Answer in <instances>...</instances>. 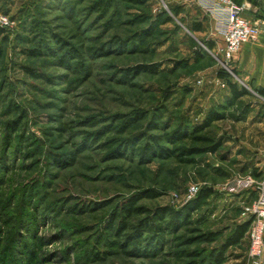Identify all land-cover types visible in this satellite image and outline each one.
Instances as JSON below:
<instances>
[{
    "label": "rangeland",
    "instance_id": "obj_1",
    "mask_svg": "<svg viewBox=\"0 0 264 264\" xmlns=\"http://www.w3.org/2000/svg\"><path fill=\"white\" fill-rule=\"evenodd\" d=\"M98 1L0 0L9 22L0 28V264H205L246 222L253 194L233 189L236 181L264 175V100L205 50L209 25L194 0H111L103 10ZM165 17L172 21L158 25ZM196 22L200 32L192 31ZM149 26L151 43L142 52L111 46L130 45ZM103 44L104 53L94 54ZM137 65L151 70L126 78ZM229 78L250 92L231 105ZM216 106L225 119L208 131L221 145L190 164L144 163L129 149L118 157L105 148L113 127L136 112L163 108L167 125L151 134L169 146L162 138L170 127L198 124ZM14 122L15 131L7 129ZM58 158L71 165L60 167ZM191 185L198 191L188 197ZM205 189L210 197L198 201ZM145 190L156 197L137 202L142 213L126 219L125 234L157 208L179 213L180 223L173 229L162 222V240L150 247L157 254L129 257L106 226L127 198ZM194 251L199 257L189 256ZM222 264H248L246 235Z\"/></svg>",
    "mask_w": 264,
    "mask_h": 264
},
{
    "label": "trees",
    "instance_id": "obj_2",
    "mask_svg": "<svg viewBox=\"0 0 264 264\" xmlns=\"http://www.w3.org/2000/svg\"><path fill=\"white\" fill-rule=\"evenodd\" d=\"M111 0H99L96 5L98 10H103L108 2ZM233 3L240 5L242 2L231 0ZM251 3L258 5L257 0H248ZM261 2V1H260ZM262 3V2H261ZM179 11H176L174 15H178ZM172 20L170 17L158 19V25L170 23ZM202 25L200 22H196L192 26L193 32H200ZM154 28L149 26L147 30L135 33L132 37V42L129 45L128 42L114 41L111 46L118 47L122 50L133 49L136 52H142L151 43L150 39L153 35ZM3 34V30L0 29V35ZM104 44L98 47H93L94 54L104 53ZM204 48L207 52L213 54V42L205 41ZM204 50V49H203ZM204 50V51H205ZM203 52L202 50H200ZM205 51V52H206ZM206 52V53H207ZM198 53V52H197ZM196 53V54H197ZM204 53V52H203ZM32 56H39L41 52L39 50H33L30 52ZM28 73L36 77L34 73L26 69ZM151 70V67L144 65H137L133 68L126 69V78H135L140 73ZM132 75V76H131ZM131 76V77H130ZM228 89L230 92L229 104L237 101L238 99L249 96L250 92L244 87L236 84L230 78L228 80ZM259 98L264 100V89H253ZM224 107L216 106L208 110L198 124H188L186 122H179L173 128L166 127L167 132L163 135V140L168 143L169 146L160 145L158 136L152 135V131L161 130L167 123L164 122L163 108H155L150 115L145 112H136L131 118L120 120L118 124L113 127L114 135L108 138L105 142V148L108 150L109 156L122 157L127 150L133 153L134 157L144 163H149L154 159H177L183 164H190L193 162V157L206 153H214L220 147V141L212 136L208 129L214 123L225 119ZM146 121L143 125V121ZM7 129L15 131L17 123H7ZM137 135H132L135 131H140ZM72 161V159L70 158ZM55 163L62 168H66L70 163H67L61 159H55ZM211 195L209 189H205L198 194V201H204ZM156 194L150 190H145L143 193L127 198L115 214L110 215V221L107 222V231L112 234H116L121 240V246L124 247L123 253L126 256H151L158 252L153 251L152 240L161 241L162 233L165 229L162 222L167 220V227H173L175 229L179 226L181 215L177 212L170 210L169 208L162 207L153 211L150 216L138 221L130 229L129 234H125V231L129 228L127 220L134 215H139L142 210L136 207L139 200L143 198L153 199ZM249 227V221L238 224L233 229L230 236H228L224 244L218 249H212L208 252V255L203 263L205 264H222L224 262V254L230 247L239 245L245 238L246 232ZM148 234L147 237L145 235ZM211 236V235H209ZM207 241L210 238H206ZM189 256L199 257L197 252H190Z\"/></svg>",
    "mask_w": 264,
    "mask_h": 264
},
{
    "label": "built area",
    "instance_id": "obj_3",
    "mask_svg": "<svg viewBox=\"0 0 264 264\" xmlns=\"http://www.w3.org/2000/svg\"><path fill=\"white\" fill-rule=\"evenodd\" d=\"M195 5L206 16L215 23V31L223 41V48L220 50L222 59L219 60L212 54L219 63L226 67L238 52L241 45L257 41L264 37V21H249L243 16L244 5H237L231 0H195ZM9 26L6 17L0 14V28ZM210 53V52H209ZM235 188L253 194L251 203L243 210V219L249 221L246 232L247 239V262L248 264H262L264 258V175L260 180L247 178L237 180ZM197 186L191 185L188 188V197L195 195Z\"/></svg>",
    "mask_w": 264,
    "mask_h": 264
},
{
    "label": "crops",
    "instance_id": "obj_4",
    "mask_svg": "<svg viewBox=\"0 0 264 264\" xmlns=\"http://www.w3.org/2000/svg\"><path fill=\"white\" fill-rule=\"evenodd\" d=\"M257 1L259 2L258 5L248 1H243L240 4L245 6L243 16L249 21H264V0ZM206 18L209 25L207 41L213 42V54L218 59H222L219 52L223 48V41L215 31L214 21L208 16ZM229 65L242 76L244 81H248L253 89H264V37L261 36L257 41H250L241 45Z\"/></svg>",
    "mask_w": 264,
    "mask_h": 264
}]
</instances>
